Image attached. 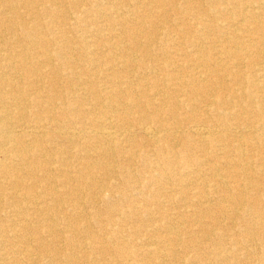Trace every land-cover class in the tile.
Wrapping results in <instances>:
<instances>
[{"label":"bare ground","instance_id":"bare-ground-1","mask_svg":"<svg viewBox=\"0 0 264 264\" xmlns=\"http://www.w3.org/2000/svg\"><path fill=\"white\" fill-rule=\"evenodd\" d=\"M17 1L20 0H0V15L3 16L6 23H11V10L14 8L13 5H16L12 2ZM153 1L158 5H161L162 1L168 4L171 3V0ZM237 1L238 3L235 6L230 5L233 9L237 6L240 7V10L235 12L233 16L225 7L210 11L212 15L221 12L225 15L224 19L219 18L221 21V24L218 26L220 40L216 41L215 44L207 41L199 43L188 35V27L181 28V39L185 41L190 51L178 49L176 52L171 53L168 50L160 49L158 54L150 55L148 45L151 42L141 44L136 40L135 36L137 33L125 32L127 38L130 40V48L134 50L133 52L140 53L142 58L141 65L144 71L136 76L131 75L134 67L129 65L135 61L133 54L132 56L130 54L123 55L124 53L120 54L118 52L120 50L111 43L107 46V51L112 55V59L102 64V60L97 56V51L85 49L86 55L88 56L89 54L87 61L90 65L79 68L81 74L86 76L87 82L79 81L76 75L77 72H72L70 74L71 78L68 81L76 87L77 91L79 88L82 92L88 91L91 97L93 96L92 101L95 105L104 101L109 110L106 112L98 109L96 112V110L92 109L93 107L83 109L82 105L85 103L84 97L86 96V92L83 93L85 94L84 97L81 95L78 98L79 95L74 90L78 98L75 100V104H78L76 106L73 105L74 103L70 104L69 113L75 116L78 115L79 118L77 117L75 121L78 125L72 129H63L58 134L69 142L83 140L84 145L88 146L93 153L91 155L90 152L86 151L84 152V156L82 154L79 156V152L78 154L75 152V157H77L75 164L73 162L76 178L80 180L79 184H77V189L82 190L80 193L87 198L89 203L92 200L105 202L107 199L104 198L107 186L99 184L94 178V173L99 169L97 165L100 164L90 161L91 157L93 156L96 160L102 157H113L116 154L117 146L121 147L122 150L119 151L122 154L121 157L119 155L121 162L132 164V159L135 156V153L131 150L130 140V123L133 118L130 117V111L123 110L122 105L125 104L129 107V110H134V114L137 115L134 121L138 130L156 152L155 156L153 155L152 161L158 159L162 167L149 164L152 161L149 159L148 151L141 154V163L149 174L152 173L149 177L151 183L157 184L158 187L149 195L150 199L157 200L164 197L165 199H176L181 202L187 198L186 195H188L189 191H196L190 192L189 196L191 195L195 199L193 201L197 205L201 204L204 207L200 211L192 210L188 213L189 220L194 218L190 222L197 229L195 230L198 233V236L195 238L196 242L202 240L208 241L210 235H212V230L210 232L207 230L206 222L202 223L199 219H202L204 216V218L206 216L211 217L215 210L228 212L234 216L240 211L244 216L249 217L251 222L264 218V0H248L247 3H244L246 0ZM31 3L26 2L20 5L28 12L31 10ZM245 5L250 7V9L244 7ZM76 18L78 19V17ZM215 19L217 20V18ZM206 21H196L190 26L199 28V35H202L205 40L211 29V25ZM16 22L21 28L26 27L24 21L17 18ZM39 25L40 27L43 26ZM10 27L12 28V26ZM35 27L37 26L31 27V30L35 32L30 31L31 33L26 34L30 42L33 41L32 36L36 37L38 33ZM218 44L222 46L216 50L214 47ZM27 48L29 49V47ZM37 49L39 48L37 47ZM205 49H208V51L206 52ZM13 55L8 50L2 51L0 49V179L3 181L0 182V191L1 189L10 191L6 194L0 192V200L3 198L5 206L8 208L7 213L13 219L8 224L7 230L14 232V234L8 237L9 240L16 244H26L29 243L28 237L33 232L37 233L38 236L35 239L31 237L33 250L30 253L37 254V257L42 255L43 259L47 258L46 264H54L56 262L62 264L59 263V260L62 258L63 262L72 261L73 264H78V259L85 257L81 252L83 248L79 245H75L72 248L81 254L79 258H77L76 253H61L56 248V238H63L64 240L67 238L73 239L72 236H76L71 227L73 225L75 230H82L84 232L88 242L83 245L89 247L91 252H95L97 250L95 243L104 241V233L93 234L88 230V225L77 223V221H84L87 216L81 213L82 210L75 214L72 212L75 208L77 210L80 209L81 202H77L74 188L71 189L69 187L72 180L63 175L61 168L56 169L58 176L62 177L59 185L68 188V190L62 191V194L57 196V193L53 191L54 188L52 189L51 185H49L52 184L49 183V180L54 175L51 174L50 169L47 170V167L53 165L54 162L56 164L62 163L61 167H63L64 161H67V157L63 159L62 155H59L61 154V152H58L60 150L54 152L41 144L46 134L45 129H47L46 125L48 123L44 122L40 124V120H43L41 118H44V114L54 113L50 111V107H53L56 104L55 102L59 100L57 99L58 97L53 96L54 98L52 97L50 105L47 104L46 106V103L45 105H38L39 99L31 97V90L28 89L31 88L29 87L31 81H36V74L34 75V70L32 71L25 64L22 52L16 56ZM17 57L19 60L15 63L14 58ZM59 57L62 56L60 55ZM42 65L49 66V60L47 58L44 59ZM114 67H117V69H114ZM15 69L21 70L30 79V83L25 84V92L21 94L23 97L19 101L16 92L22 93L21 88L16 87L12 81L8 82L7 78V76H13ZM50 73L57 86L58 82L56 80L60 75H57L55 70ZM146 77L151 78L150 81H147ZM183 78L186 80L185 82ZM147 84L153 89V98L151 99L144 89ZM170 93L184 98L179 101L176 98L174 99ZM190 95H196L201 103L205 102V104H209L210 110L216 117L217 129L208 126L201 114L197 116L192 114L199 105L189 98ZM59 102V106L63 107L65 105L62 100ZM27 104H32L35 107L38 105L39 110L28 114L26 113ZM181 109H183L185 116V119L183 116L181 120L189 125L187 131L184 130L188 133V137L195 141L187 146V151L190 152L191 156L199 153L196 155L195 161L197 168L200 170H193L188 161H179L176 155L181 124L177 116ZM61 115H63L62 111L59 113V116ZM45 117L46 121L52 119V116ZM12 119H15L16 124H13ZM23 122H26V124H21ZM17 127L21 129L15 130ZM22 138L24 139L22 140ZM209 139L213 142H210ZM163 141L167 144L161 145ZM209 142V147H212V149L208 153L204 147L208 146ZM226 144H234L233 152L235 157L238 158L237 161L231 159L232 155L225 149ZM54 153H57L58 157ZM207 153L210 154V159H200ZM197 158L199 159L197 160ZM252 158L255 160L252 161ZM69 166L72 167L71 165ZM122 168V172L124 171L123 173H125L124 167ZM163 170L170 172L168 176H163L164 180L154 174V172H157L158 175L162 174ZM123 178L127 182L129 181L130 188L136 186L134 185L136 182L135 177L133 178L132 175L125 173ZM165 180L176 182L178 188L169 189L164 183ZM200 180L203 182H200ZM39 183H44V185ZM209 183L211 184V196L217 200L215 208L211 206L210 201L205 199V188ZM18 191L22 192L20 196H18ZM130 191L129 198L131 195H134L133 200H131L132 205H140L142 202L140 205L142 207L130 208V212L133 214L142 212L149 216L150 211L147 207H143L147 204L146 201L148 199L143 197L144 194L141 192V187H133ZM140 197L141 199L139 200ZM38 198L42 200V203L36 202ZM63 200L68 204L67 207L71 208L69 210L72 213L68 209V212L63 209ZM196 203H185L183 207L194 206ZM151 213L152 215L147 220L152 224L150 226L151 230L160 231L163 229L164 233H174L175 230L177 231L179 224H175L173 218L177 221L179 217L178 213L171 215L163 212L161 209H155ZM110 216L108 219H105L109 220V224L114 222L112 220L113 217ZM33 219L36 220L35 226L31 222ZM55 222H58L64 230L61 232L56 231L53 228ZM118 224L115 223L114 225L118 226L117 228L121 233H126L122 228L124 224L120 221H118ZM208 224L211 226V222ZM38 229L40 230V234L38 233ZM111 232L115 234L113 230ZM136 232H139V234L137 235ZM251 233L252 238H256L263 245L264 233H257L255 229H252ZM135 234L137 235L136 242L131 243L128 250L115 249L113 246L114 250L120 254L121 257H119L122 264H128V261L132 260L133 257L137 259L138 264L144 262L146 264H164L166 261L175 262L174 252L163 249L164 240L159 239V237L151 239L146 236L147 232L144 228H138ZM219 234H216V236L218 237ZM43 239L47 240L48 244ZM244 241L245 243L248 242L247 239H244ZM5 242V238L0 234V252L3 249L10 250L8 248L10 245H6ZM232 244L235 243L233 242ZM48 245L52 249L49 250ZM220 246L222 250V245L216 243L217 250H219ZM237 250V248H233V252L224 250L226 255L220 260L223 262L233 260ZM196 251L198 250L196 249ZM263 251L264 248L262 249ZM9 254L11 255L12 253H0V264H16L17 260L12 255L9 256ZM30 260V264H36L35 260L31 258Z\"/></svg>","mask_w":264,"mask_h":264},{"label":"rangeland","instance_id":"rangeland-1","mask_svg":"<svg viewBox=\"0 0 264 264\" xmlns=\"http://www.w3.org/2000/svg\"><path fill=\"white\" fill-rule=\"evenodd\" d=\"M134 1L137 3H135ZM142 1L143 0L141 1L140 0H132V1L131 0H109V1L108 0H53V1L52 0H20L17 2H12L16 5H13L14 8L11 10L12 15L10 16H12V19L10 24L6 23L3 19V16L0 15V40H1L0 49L2 51L8 50L12 55L15 54L13 56H16L17 54H20V52H22L24 55V62H26L25 64L32 71L34 70L33 71L34 75L36 74L35 75L36 81H31V83H30V79H28L21 70L15 69L13 76L10 77L7 76L8 82L12 81L16 87L21 88L22 93H18V92H16L17 94L15 93L18 97V101L21 97H23L21 94L25 92V87H26L25 84L30 83L29 87L31 88H28L29 90H31L30 96L37 100L39 99L38 105L39 104L45 105V103L46 106L47 104L50 105L53 96L58 97L57 99L59 101L62 100L65 103V105L62 107L61 105L59 106L60 104L59 101L55 102L56 104L53 107H50L51 108L50 111L54 113L44 114L47 117L52 116L51 117L52 119L50 121H46V117L44 116V118H41L43 120H40L41 122L39 121L40 124L44 122L48 123V125H46L47 129H45L46 134L41 144L54 152L60 150L58 152H61V154L59 155H62L63 159L67 157V161H64L65 164L63 162L65 167L64 166L61 167L62 163L56 164V162H54L53 165L47 167V170L50 169L51 174L54 175V177L49 180L50 181L49 183L52 184L49 183L48 184L51 185L52 189L54 188L53 191L57 193V196H60L62 194L61 193L62 191L68 190V188L64 186L61 187L59 185V182L61 181L62 177L58 176V174L56 173V169L61 168L63 170V175L69 178L70 180H72L69 187L71 189L74 188L75 190L74 193L75 195H77V202L78 203L81 202L80 203L81 205L79 206L80 209L77 210L75 208L72 212L75 214L76 212H81L82 210L81 213L87 216L84 219V221H79V222L77 221V223L78 224L85 223L86 225H88V230L93 234H98L99 232L104 233V241H100V243H95V245L97 246L96 248L97 250L95 252H91V249L89 247L83 245L84 243L88 242L84 232L82 230H78V231L75 230L73 225H71L73 232L75 233L76 236L73 235L72 236L73 239L67 238L66 240H64L63 238H59V239L56 238V240L58 241V242L56 241V245H57L56 248L61 253H66V254L76 253L77 258H79L81 254L78 253L76 250H73L72 248L75 245L81 246L83 248L81 249V252L84 254L85 257L78 259L77 261L78 264H122L120 259L121 256L120 254L117 253L116 250H114L113 246L115 247V249L120 248L121 250H128L129 247L131 246V243L136 242V236L139 234V232H136L137 233L136 235L135 231H137L138 228H144L147 232L146 236L150 237L151 239H155L159 237V239L164 240L163 249H165L166 251L172 250L174 252L175 255L174 258L175 262H173L174 264L175 263L179 264V262L180 264H203V263L205 264H264V258H263L264 251L262 252V249L264 248V240L262 243L263 245H261V243L256 238H252L251 236L252 229H255L257 233L260 234L264 233V218L258 221L255 220L251 222L249 217L244 216L242 213H240V211L239 213H237V215L234 216L228 212L215 210L211 217L206 216V218H204L205 217L204 216L202 217V219H199V221H201L202 223L206 222L207 230L209 232L212 230V235H210L208 241L202 240L196 242L195 238L196 236H198V233H196L195 230L197 229L190 222L194 218L189 220L188 213H190L192 210L200 211L204 207L201 204L197 205V203L193 201L195 199H193L191 195L189 196L190 192H193L195 190L189 191L188 195H186L187 198H185L184 201L181 202L177 201L176 199L174 200L169 198L165 199L164 197L158 198L157 200L150 199L149 195H151V193H153L158 187L157 184L151 183L149 177L152 175V173L149 174L147 172V169L144 168L140 158L143 152L148 151L147 154L149 155V159L152 161L153 155L155 156L156 152L154 151L153 147H151V144L138 130V127L136 126L134 121V119L137 116L136 114H134V110H129L128 109L129 107H127V105L125 104L122 105L123 110L130 111L131 113L130 117L133 118L131 119V123H130L131 150L135 153V156L132 159V164L127 162H121L120 157L122 154L119 151L122 150L121 147L118 146L116 149L117 151H115L116 154L113 157H102L101 159L96 160L92 156L90 161L100 164L97 165L99 169L94 173V178L96 179L97 182H99V184H104L107 186V191L106 194L104 195V198L107 199L105 202H98V200H92L89 203L87 201V198H85V196H83V194L80 193L82 190L77 189V184H79L78 182L80 180H77L76 170L73 166V162L75 164L77 157V156L75 157V152L76 154H78L79 152V156H81V154L84 156V152L86 151L88 153L90 152L91 155H93V153L88 146L84 145L83 140L69 142L64 137L58 134L63 129L64 130L72 129L78 125L75 123L78 115L75 116L69 113L70 110L69 105L74 103L73 105L76 106L78 103L75 104L76 103L75 100L78 99L81 95H83L84 97L86 94V96L84 97L85 103L82 105L83 109L85 108L90 109L93 107L92 109L96 110V112L98 111V109L106 112H108L109 110L104 101H102L99 104L96 103L97 105H95V103L92 101L93 96L91 97V94L88 91H85L86 93L82 92L80 88L77 91L76 87L68 81L71 78L70 74H72V72H77L76 75L79 81L85 83L87 82L86 76L82 75L80 72V68H84L90 65V63L87 61L89 54L88 56L86 55L85 49H89L90 51L92 50L97 51V56L100 58V60H102L101 62L102 64L105 62H109L112 59L111 57L112 55L107 51V46L111 43L114 44L116 48L120 50L118 51L120 54L121 53H124L123 55L130 54L131 56L133 54L135 57L134 58L135 61H133L134 63L132 62L129 65L134 67V71L131 75L136 76L137 74H140L142 73V71H144L141 65L142 58L140 56V53L133 52L134 50L130 48L131 47L130 40L129 38H127L126 33H133V34L137 33V35L135 36L136 40L141 44H145L146 42H151L148 45L149 46L148 49L150 50V55L158 54L160 49L168 50L171 53L176 52V50L178 49L183 51H190L189 48L186 46L185 41L181 39L182 34L180 33V30L182 27L183 28L188 27L189 30L188 35H190L192 39L197 40L199 43H204L207 41L211 43L213 42L215 44L216 41L220 40L218 26L221 24V21L219 20V18L224 19L225 15H223L222 12H221L222 14L215 13L214 15H212L210 14V11L215 9L218 10L225 7L228 10V12H231V15L233 16L235 12L240 10L239 6H237L234 9L233 7L230 6V5L235 6L238 3L237 0H171L170 4L162 1L161 5L154 3L153 0H144L143 2ZM247 1L248 0L244 1V3H247ZM26 2H32L30 5L31 10L28 12L20 5L21 3H26ZM123 2L126 4H124ZM246 5L244 7L250 9V7H247ZM73 7L74 9H72ZM189 12H190V16H192L194 19L189 16ZM76 17H78V19ZM17 18L21 21H24L26 27L21 28L20 25H18L16 22ZM215 18H217V20ZM200 20L203 21L207 20L206 22H208L211 25V29L208 33V36L206 37V40L202 37V35H199L200 33L198 31L199 28L190 27L196 21H200ZM39 24L43 26L40 27ZM34 25L37 26L35 27V29H37L36 32L38 33L36 37L34 35L32 36L33 41L30 42L28 35L26 34L35 32L31 30V27H33ZM10 26H12V28ZM64 26L66 27L64 28ZM2 28L4 31L2 30ZM10 37H11V41H10ZM221 46L222 45L218 44L214 48L217 50ZM27 47H29V49ZM37 47L39 49H37ZM205 51L207 52L208 49H205ZM60 55L62 57H59ZM46 58L49 60V66L42 65V61ZM18 60H19L18 57L14 58L15 63H17ZM228 63H230V61H228ZM114 69H117V67H114ZM53 70H55L57 75H60L56 80L58 82L57 86L55 85L54 79L50 73ZM146 78L147 81L148 80L150 81L151 79L149 77ZM183 81L185 82L186 80L184 79ZM35 82L37 83L35 84ZM144 89L147 95L150 97V99L153 98L152 87L149 84H147L146 88L144 87ZM74 90L79 95L78 98L76 97L77 94L74 93ZM170 94L174 97V99L176 98L179 101L183 100L184 98V97H177L176 94H172V93ZM190 96L189 98L193 99V101L199 105L196 111L192 112V114H194L195 116L201 114L205 118L206 124L208 126L217 129L216 117L210 110L211 108L209 104H205V102L201 103L196 95H190ZM38 105L35 107L32 104H27L26 113L29 114L31 112H37V110H39ZM61 111L63 115L59 116V113ZM183 116H184L183 109H181L179 110L177 116L178 121L180 120L181 124L179 128L180 131L178 135V142H177L178 147L176 148V152H177L176 155L178 156L179 161L182 160L188 161L193 170H200L197 168L195 161L196 155H198L199 153L196 154L194 153L195 156L193 155L191 156L190 152L187 151V146L191 145L195 141L194 139L188 137V133L186 131L189 125H187L186 122L181 120ZM183 118L185 119V116ZM12 122L13 124H16L15 119H12ZM21 124H26V122H23ZM16 129L19 130L21 128L17 127L15 128V130ZM23 139L24 138H22V140ZM209 141L213 142L211 139H209ZM210 142L208 143V146L204 147L208 153L212 149V147H209ZM166 144L167 143H165L164 141L161 143V145H166ZM233 145L234 144H226L225 149L228 150L232 155L231 159L233 161H237L238 158L235 157L234 155ZM68 153L71 155H69ZM208 153L204 154V156L201 157L200 159L202 160L210 159L209 158L210 154ZM54 154L56 155L57 153ZM52 156L56 159L54 155ZM198 159L199 158H197V160ZM251 160L254 161L255 159L252 158ZM68 164L71 165L72 167H70ZM149 164L151 165L154 164L161 167L160 161L158 159L149 162ZM122 167H124L126 174L132 175L133 178L135 177L134 179L136 180V182L134 185L136 186H132V188L141 187V192L144 194L143 197L148 199V201H146L147 204L144 205L143 207H147V209L150 211L149 216L145 215L142 212L134 213V214L130 212V208L142 207L140 206L142 202L140 205L131 204V200H133L134 195L133 196L131 195L130 198L128 196L130 195L131 193L130 189L132 188H130L128 184L129 181L127 182L126 179L123 178L125 173H123L124 171L122 172L123 169ZM163 171L164 172L162 174L158 175L157 172H154V174L156 176H160L161 179L164 180L163 176L165 175L168 176L170 172H168V170L167 171L163 170ZM221 173L224 174L223 172ZM0 182L3 181H1L0 179ZM118 182L120 183L118 184ZM200 182L203 181L200 180ZM164 183L166 184V187H168L169 189L178 188L177 186L178 184H176V182L174 181L165 180ZM39 184L44 185V183H39ZM210 186L211 184L209 183L205 188V193H206L205 199L210 201L211 206L215 208L217 204L216 203L217 200L213 199L214 197L211 196ZM144 188L146 189V191ZM0 192L6 194L7 192L10 191H7V189H1ZM132 192L134 193V191ZM17 193L18 196H20L22 192L18 191ZM110 193H111V197H110ZM140 199L141 197L139 198V200ZM1 200H0V212H1L0 217L2 222L0 224L2 226L0 227L1 228L0 234L6 240L5 244L10 245L8 247L10 250L3 249L0 253L11 252L12 257H14L17 260L16 264H30L31 263L30 258L35 260L36 264H44L45 262H47V258L43 259L42 255L37 257V254L30 253V251L33 250V247L31 246V244H33L31 237L32 239H35L36 236H38L37 233L35 234L33 232L31 236L28 237L29 243L26 244H16L15 242L9 240V237L12 236L14 232H9L7 229H8V224H10L11 221H13V219L9 216V213H7L8 208L5 206V202L3 201V198H1ZM41 201L42 200L41 199L39 200V198L36 200L37 203H42ZM62 202H63L62 203L63 209L66 212H68V210L71 208L67 207L68 204L65 203V200H63ZM185 203L186 204L196 203V205L190 207H183L185 206ZM155 209H161L163 212H167L171 215L178 213L179 217L177 218V221L175 220V218L172 217L174 223L179 224L177 231L175 230L174 233H164L163 229H161L160 231L151 230L150 226L152 224L147 220L152 215L151 212H154ZM109 215H111L110 217H113L112 220H114V222H111L110 224L108 223L109 220H105L109 218ZM35 221L36 220L34 219L31 221L33 222L32 224H34V226H35ZM118 221L124 224L122 228L126 233H121V231H119L117 228L118 226L114 225L115 223L119 225ZM209 222H211V226L208 224ZM61 227L62 226L58 222H55L53 226V228L58 232L64 230L63 227L62 228ZM112 230L114 231L115 234L111 232ZM38 233L40 234L39 229H38ZM218 233L222 234V236H220L219 234V236L217 237L216 234ZM244 239H247L248 242L245 243ZM43 241H45V243L48 244L47 240L43 239ZM233 242L235 244H232ZM216 243H220L222 245V250H221V246L219 247V250H217ZM48 247L49 250L52 249L50 245H48ZM174 248L176 249L174 250ZM233 248L238 249L234 254V259L229 260V262L221 261L220 259H222V257L226 255V252L224 250L226 251L228 250L229 252L232 251ZM196 249L198 251H196ZM11 255L9 254V256ZM59 261H60L59 263L62 264H73L72 261L63 262V258L60 259ZM173 263L166 261L164 264H173ZM7 264H11V263H7ZM54 264H58V262ZM128 264H138L137 259L133 257L132 260L128 261ZM142 264H146V263L144 262Z\"/></svg>","mask_w":264,"mask_h":264}]
</instances>
